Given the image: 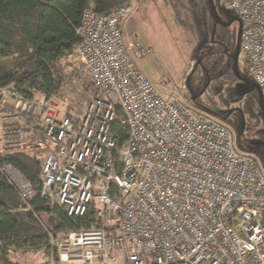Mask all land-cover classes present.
<instances>
[{
  "label": "built area",
  "instance_id": "1",
  "mask_svg": "<svg viewBox=\"0 0 264 264\" xmlns=\"http://www.w3.org/2000/svg\"><path fill=\"white\" fill-rule=\"evenodd\" d=\"M264 98V0H228ZM131 4L86 8L76 31L96 89L88 99L0 88V173L23 200L34 183L8 154L42 159L40 195L95 227L52 236L57 264H264V168L222 119L166 96L136 64ZM127 126L126 137L112 129ZM30 208V207H29Z\"/></svg>",
  "mask_w": 264,
  "mask_h": 264
},
{
  "label": "trees",
  "instance_id": "2",
  "mask_svg": "<svg viewBox=\"0 0 264 264\" xmlns=\"http://www.w3.org/2000/svg\"><path fill=\"white\" fill-rule=\"evenodd\" d=\"M135 1L139 6L151 4L149 0ZM168 1L174 9L176 23L200 38L195 49L199 57L194 70L200 66L208 72L210 61L221 62V73L212 79L221 77L225 82L232 79L235 75L233 61L226 53V49L231 50V36L225 27H221V33L216 28L213 35L214 20L208 0ZM130 2L132 0H0V88L17 83L20 89L37 88L54 93L58 84L52 82L51 71L67 62L79 48L81 39L76 29L86 8L107 12L123 4L132 5ZM217 35L223 40L217 41ZM207 42L214 47L208 48ZM223 57H227L226 63ZM7 58L13 59L9 66L2 64ZM209 86L208 82L205 87ZM223 89L221 87L220 91ZM232 89L239 99L235 86ZM253 93L258 97L256 90ZM192 101L196 103L198 99L194 97ZM201 107L225 122L233 111ZM112 129L126 137L127 126L115 124ZM248 152L256 154L261 163L264 161L255 149ZM4 160L13 163L34 183V193L23 200L0 173V264H18L12 254L20 250L44 248L50 251L52 236L95 227L92 209L83 216L72 217L63 207L41 197L39 173L43 161L38 154L12 153Z\"/></svg>",
  "mask_w": 264,
  "mask_h": 264
},
{
  "label": "rangeland",
  "instance_id": "3",
  "mask_svg": "<svg viewBox=\"0 0 264 264\" xmlns=\"http://www.w3.org/2000/svg\"><path fill=\"white\" fill-rule=\"evenodd\" d=\"M148 2L151 4L144 3L140 7L138 2L132 0L130 3L133 6V13L123 23L124 39L134 45V53L149 48L153 50V53L134 56L136 64L164 96L171 88L181 91L182 84L185 82L187 85L186 99L188 101L193 100L194 97L198 99L196 103L192 101L194 109L204 110L205 108H202L201 105H205L211 109L233 110L228 115L227 123L237 136L238 148L243 151L255 149L250 144V138L264 140V117L258 91L256 90L258 97L253 91L237 99L232 89L238 81L235 75L226 82L221 77L212 79L221 73V62L210 61L207 65L208 72H205L200 66L194 70L199 57V52L195 53V49L200 38L197 37V34L194 35L176 23L174 9L168 0H149ZM216 6L221 18L235 17V11L229 6L228 0H220ZM238 25L235 22L228 28L232 53L236 47ZM221 29V26L217 27L220 33ZM215 39L223 40L219 39L218 35ZM206 45L208 48L214 47L210 42H207ZM73 52L69 53L71 56L67 62L51 71L52 82L64 84L65 88L60 92V95L65 94L67 97L84 101L91 94L96 93V89L77 49ZM223 59V63H226L227 57H223ZM12 62L13 59L7 58L2 61V64L9 66ZM239 71L243 76L253 81L248 71L247 57L242 50L239 56ZM208 82L209 88L205 87ZM189 85L191 86L189 87ZM221 87H224L222 91H220ZM262 165L264 168V161ZM64 235L65 233H62L56 237L61 238ZM49 249L50 251L44 248L25 249L13 252L12 255L18 264H57L56 251L52 247Z\"/></svg>",
  "mask_w": 264,
  "mask_h": 264
},
{
  "label": "water",
  "instance_id": "4",
  "mask_svg": "<svg viewBox=\"0 0 264 264\" xmlns=\"http://www.w3.org/2000/svg\"><path fill=\"white\" fill-rule=\"evenodd\" d=\"M219 1L220 0H208L210 13H211L212 18L214 20L213 35L215 34V30H216L217 25L228 26V25L233 24L234 22H237L239 24L238 25V35H237V40H236L235 51L231 55L232 61H233V63H232L233 72H234L236 78L238 79V81L235 85L236 93L241 97L243 95L249 94V93L257 90L259 93L261 111H262V114L264 117V98H263V95L261 93L259 85L256 82L251 81L249 78L243 76L241 74V72L239 71V56H240V52H241L240 34H241V27H242L241 20L237 16H235L234 18H231L228 22H224L221 19L220 15L218 13V10H217V6H216V4ZM250 144L255 148V151L257 154H259L261 157H264V140L251 139Z\"/></svg>",
  "mask_w": 264,
  "mask_h": 264
},
{
  "label": "flooded vegetation",
  "instance_id": "5",
  "mask_svg": "<svg viewBox=\"0 0 264 264\" xmlns=\"http://www.w3.org/2000/svg\"><path fill=\"white\" fill-rule=\"evenodd\" d=\"M224 22H228L230 19H223V18H221ZM235 23V22H234ZM233 23V24H234ZM233 24H231V25H233ZM231 25H228V26H225V25H217L216 26V28L218 27V26H221V27H225V28H229V26H231ZM222 43V42H221ZM226 53H227V56H228V58L229 59H232V57H231V55L233 54L232 53V50H230V51H227V49H226Z\"/></svg>",
  "mask_w": 264,
  "mask_h": 264
},
{
  "label": "bare ground",
  "instance_id": "6",
  "mask_svg": "<svg viewBox=\"0 0 264 264\" xmlns=\"http://www.w3.org/2000/svg\"><path fill=\"white\" fill-rule=\"evenodd\" d=\"M78 54L81 56V54L78 52ZM81 58H82V56H81ZM83 59V58H82ZM84 61V60H83ZM85 64V63H84Z\"/></svg>",
  "mask_w": 264,
  "mask_h": 264
},
{
  "label": "crops",
  "instance_id": "7",
  "mask_svg": "<svg viewBox=\"0 0 264 264\" xmlns=\"http://www.w3.org/2000/svg\"><path fill=\"white\" fill-rule=\"evenodd\" d=\"M124 32V31H123Z\"/></svg>",
  "mask_w": 264,
  "mask_h": 264
}]
</instances>
